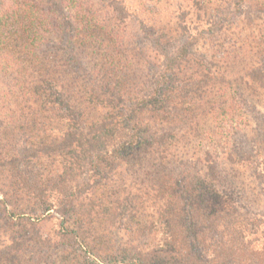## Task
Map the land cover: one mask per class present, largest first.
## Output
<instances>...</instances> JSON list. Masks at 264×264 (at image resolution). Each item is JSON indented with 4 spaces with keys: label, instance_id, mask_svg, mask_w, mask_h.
<instances>
[{
    "label": "trees",
    "instance_id": "1",
    "mask_svg": "<svg viewBox=\"0 0 264 264\" xmlns=\"http://www.w3.org/2000/svg\"><path fill=\"white\" fill-rule=\"evenodd\" d=\"M98 1L0 0V264H172L125 245L101 257L90 228L124 217L162 224L153 247L185 264H264V216L224 225L249 179L264 192V0H184L147 21ZM191 30L222 56L192 51Z\"/></svg>",
    "mask_w": 264,
    "mask_h": 264
},
{
    "label": "rangeland",
    "instance_id": "2",
    "mask_svg": "<svg viewBox=\"0 0 264 264\" xmlns=\"http://www.w3.org/2000/svg\"><path fill=\"white\" fill-rule=\"evenodd\" d=\"M94 2H99L98 0H93ZM167 1L166 2V6L163 8V4L160 6L155 7L154 3H151L149 0H125L126 2V6H128L129 10L137 17V21H141V20H145L147 21L148 15L146 13H144V10H151L153 9L155 11V13H160V17L164 16V15H170L171 11H173V7L175 5V3H180L182 4V6H185V3L183 4L184 0H162ZM188 8H191L189 3L186 4ZM161 11H160V10ZM167 9V10H166ZM211 11L210 9H208V11L206 12V14H210ZM68 14V12H67ZM74 14V13H73ZM71 14V15H73ZM70 15V16H71ZM82 14L80 13L79 16H81ZM101 16V15H100ZM131 19H134L133 17H131ZM149 20V18H148ZM241 22V20H238ZM237 21V22H238ZM236 22V21H235ZM75 23H73L74 25ZM146 27L150 29H152V25L148 24L147 22H145ZM238 25L237 28H234V33L236 34V39L237 40H244L248 37H250V33L247 32L246 28L243 26V23H236ZM130 30H136L135 27H131L130 26ZM230 31V29H229ZM195 38L192 39V46L191 49L192 51H195L197 53H205V54H210L211 49L214 50L215 52V57L218 59L222 56L220 49L217 48V51L215 49H213L212 47L215 45L214 41L212 42V47L211 44L208 45L206 37H200L198 35L195 34V32L193 30L190 31ZM227 38H229L228 35H226ZM217 39L220 38H224V35L218 34ZM215 38L216 43L218 42L217 39ZM3 81H0V92L4 90V86L3 83H1ZM10 105H12L10 103ZM244 133V132H243ZM241 134L238 138V142L236 144V146H241L242 148H244V150H242L241 152L244 155H241V158H246V154L248 153V149H247V141L250 137V135L246 132L245 134ZM244 137V138H243ZM184 162V160H183ZM182 163V162H181ZM222 162H219V165ZM183 164L188 165V163L184 162ZM191 166L193 168V171H202L203 172V164H201L200 162H191ZM43 166H46V162L45 160L42 162ZM222 165V164H221ZM48 167V165H47ZM188 167V166H187ZM220 171H224L225 169H230L228 163H226L225 165H222L220 167H218ZM123 179L126 180V177L124 176H118L116 178V182L117 184L120 182L122 183ZM260 181V180H258ZM256 181H253L252 179H249V183L247 184V186L245 187L246 189H248V191H246V194H249L248 196H246V194H244L242 197L246 198V201H237V205L235 206H240L241 210H238V214L234 215V218L231 221L228 220H224L226 223H228L227 225L224 223V225L226 227H228V229H239L240 224H237L238 221L241 220H246L247 222H250V225L253 222V225L256 226V229L258 228V222L257 221H252L254 220V218H258L257 220H259V216H264V192L261 193L259 192V189L255 188L256 186ZM121 186H124L121 185ZM124 188V187H123ZM252 193H251V191ZM258 190V191H257ZM132 194H139L141 195V192H131ZM240 197V196H239ZM253 197V198H252ZM254 199V200H253ZM236 201V199H235ZM256 205V207L254 206V203ZM29 208V207H28ZM24 210H30L24 207ZM145 213L146 214V208H145ZM257 215V216H256ZM54 218L56 220H61V218L59 217V215H57L56 213H52L50 214V216L47 219L48 222H43L42 224H40L39 227H37V229L40 231V233H42L43 237L47 236L50 233V230L52 228H56V224L57 221L54 220ZM236 219V220H235ZM135 221H133L130 218L124 217L121 221L118 222L115 225H109L108 223H100L97 225L92 226V228H90L91 232L93 233L92 235H94L95 238L98 239L99 242H103V245L101 246V249H98V254L103 257L106 255H111V254H115L116 255V251H118L123 245H125L129 250H133V253H145V250L149 251L151 253V258H153L155 261H157L158 263H162V262H166L169 261L172 264H176V262L178 264H185L187 260H189V256L188 259L186 258H180L179 256H177L174 253H169L167 252L166 247L164 249H160L158 250L157 248H154L153 245L158 243V242H162L163 241V226L162 224L156 222L155 224H148L147 220H140L138 226H134L133 223ZM147 222V223H146ZM146 223V224H145ZM236 223V224H233ZM3 226L6 225V223H1ZM144 225V228L143 226ZM231 226V227H229ZM226 227H222L219 228V230L224 229ZM235 227V228H234ZM242 228V226H241ZM5 229V227H4ZM151 229V231H150ZM218 229V228H217ZM261 231V230H259ZM220 232V231H219ZM262 232V231H261ZM6 233L5 231H3L2 226H0V238L2 236H4ZM264 234V233H263ZM258 241L260 240L259 243L264 245V236H258ZM1 240V239H0ZM247 240H251V238L245 239V241ZM156 246V245H155ZM162 246V245H159ZM159 251V252H158ZM249 251H254V252H260L261 251V247L258 245L254 246L252 249H249ZM148 254V252L146 253ZM169 259V260H168ZM73 261V259H71ZM71 261V262H72ZM81 262V260H79ZM70 260L68 264H71ZM74 264V263H73ZM228 264V262H227Z\"/></svg>",
    "mask_w": 264,
    "mask_h": 264
}]
</instances>
